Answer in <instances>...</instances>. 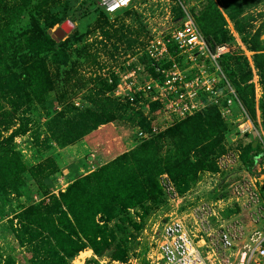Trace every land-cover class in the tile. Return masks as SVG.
<instances>
[{
  "label": "trees",
  "instance_id": "trees-1",
  "mask_svg": "<svg viewBox=\"0 0 264 264\" xmlns=\"http://www.w3.org/2000/svg\"><path fill=\"white\" fill-rule=\"evenodd\" d=\"M50 1L53 0H0V99L9 104L13 112L21 113L17 126L13 129L5 127L6 131L10 129L8 134L3 136V130L0 131V191L4 189V167L9 165L14 152V138L30 130L32 117L29 113L35 109V103L42 102L44 94L54 88L57 75L50 71L49 63L58 69L69 60V38L57 42L49 32L55 25L62 23L66 14L59 15L52 11ZM262 1L224 0L221 7L216 0H204L199 11L188 10L211 52L218 45L231 47L230 52L217 58V63L226 83L233 88L237 100L254 123L257 122L258 111L259 123L264 131V40L261 38L264 29L262 25L252 29V14L247 12ZM181 3L186 5L183 0H176L174 5V27L180 26L184 16ZM131 8L132 5L123 10L129 14ZM99 9L98 19L107 24L105 18L110 14L101 7ZM234 33L250 56L240 51ZM102 34L109 37L105 28ZM76 35L77 31L74 30L71 37L75 38ZM80 37L79 34L76 40ZM169 50L180 60L174 44H169ZM170 64L166 61L160 66L168 67ZM149 69L155 74L152 67ZM254 76L260 88L257 99ZM118 79L113 73L108 78L95 77L104 92L113 91ZM225 79L221 85L225 84ZM135 96L137 101L139 93ZM114 99L115 102L103 104L100 110L93 106L85 107L84 112L78 113V119H72L73 129L89 132L99 125L122 122L120 119L125 117L122 112L127 111V106L133 105L128 100ZM220 104H226V97L220 99ZM148 106L149 112H156L162 104L154 101ZM72 107L78 109L74 104ZM138 107L142 108L141 105ZM233 107L238 108L236 101ZM2 109L3 103L0 102V117H7L9 113L1 112ZM234 128L236 124L233 126L222 116L219 105L207 102L205 107L192 115L174 120L164 131L152 135L149 129L150 135L141 137L135 147L75 178L58 195H52L50 202L42 207L43 216L39 211L40 204L26 206L17 214L19 225L11 228L13 238L20 245H25L45 234L48 241L46 264H72L74 258L86 248L100 256L112 250L113 246L111 258L127 261L128 252L122 247V242L115 243L114 230L108 226V222L118 213L126 218L129 209L139 207L147 211L149 208L143 206L144 202H150L152 207L160 205L165 197L159 184L161 173H166L177 192L183 195L201 171L218 172L216 158L231 147L225 146L224 142ZM167 136L173 138L168 145L165 142ZM243 136L249 139L244 144L242 141L238 144L239 164L252 173L255 157L264 148L257 137L250 138L248 133ZM263 161L264 156L260 162ZM223 182L222 179L218 182L208 199L227 198ZM261 195L264 200V187L261 188ZM227 208L224 217L238 212L236 204ZM130 223L138 228L133 220ZM32 225L37 227L31 230ZM0 264L16 263L13 259L5 258Z\"/></svg>",
  "mask_w": 264,
  "mask_h": 264
},
{
  "label": "rangeland",
  "instance_id": "rangeland-1",
  "mask_svg": "<svg viewBox=\"0 0 264 264\" xmlns=\"http://www.w3.org/2000/svg\"><path fill=\"white\" fill-rule=\"evenodd\" d=\"M98 1H50L52 11L59 15L65 13L64 20H71L74 24L73 29L61 39L69 38V60L58 69L49 63L50 71L57 75L54 88L44 94L42 102L35 103V109L29 113L32 117L30 130L14 138L11 162L4 167V189L0 191V262L10 258L16 264H46L48 241L45 234L25 245H20L13 238L11 228L19 225L17 214L29 204H40L39 211L43 216L42 207L50 202L52 195H58L75 178L135 147L142 137L141 131L156 127L170 116L162 107L156 112H149L141 107L127 106V111H120L125 116L120 119V123L99 125L89 132L73 129L72 119H78V113L84 112L85 107L93 106L100 110L103 104L110 105L115 102L114 98H119L113 91L101 90L95 77L108 78L111 73L118 76L133 68L149 38L155 33L166 34L175 26L173 11L176 0H134L129 14L126 10H121L106 15L107 24L98 19ZM183 1L189 10L194 11H199L204 2ZM216 1L223 7L224 0ZM247 12L252 14L250 27L255 29L262 25L264 29V0L255 9ZM60 24L55 25L52 32ZM229 26L231 28V24ZM103 28L108 30L109 37L102 34ZM74 30L77 31L75 38L71 37ZM79 34L81 37L76 40ZM235 37L240 51L250 56L237 34ZM261 38L264 40V31ZM259 92L260 88H257V93L260 94ZM0 102L3 103L1 112H8L10 115L0 117V131L3 130L5 136L10 132L5 127L13 129L17 126L21 113L13 112L12 107L1 99ZM73 104L77 110L72 107ZM241 115V110L233 107L232 113L226 117L233 126L236 124V129L232 130L224 142L225 146H231L229 149H239V142L244 144L249 139L237 132ZM163 126L161 131L167 128L166 125ZM172 140L170 136L165 137L167 145ZM248 175H259L256 165L252 173L239 163L220 174L201 171L196 181L181 195L184 196L181 204L176 205L177 200L172 201L165 195L160 205L152 207L150 202H144L143 206L149 208L147 211L139 207L129 209V216L126 218L118 213L108 222V226L114 230L115 243L122 242V247L128 252L127 261L111 258L113 246L112 250L100 256L86 248L74 258L72 264H156L163 220L182 215L188 206L208 199L211 190L215 189L221 179L224 180L228 194L231 182ZM227 209L221 212L222 216ZM236 214L225 218L229 219ZM132 220L138 228L130 223ZM35 227L37 226H30L31 230Z\"/></svg>",
  "mask_w": 264,
  "mask_h": 264
},
{
  "label": "built area",
  "instance_id": "built-area-1",
  "mask_svg": "<svg viewBox=\"0 0 264 264\" xmlns=\"http://www.w3.org/2000/svg\"><path fill=\"white\" fill-rule=\"evenodd\" d=\"M133 1L99 0L98 5L112 15L130 8ZM181 5L184 16L180 26L172 27L167 36L153 34L133 68L118 75L113 93L133 106L141 105L146 111L150 102L162 104V110L169 112L170 116L151 128V134L160 132L163 125L168 127L174 120L192 115L205 107L207 102L219 105L222 116L227 117L236 101L237 110H241L242 114L238 131L242 135H256L264 148V132L258 111L257 122L254 123L237 100L233 88L226 83L217 63V58L230 52L231 47L218 45L211 52L193 15L186 5ZM169 44H174L180 60L171 54ZM166 61L171 64L161 67L160 64ZM149 67L154 69L155 74L150 72ZM223 78L225 84L221 85ZM253 82L257 99L260 94L257 93L256 76ZM136 93H139L137 101ZM223 97H226L225 105L220 104ZM140 135L148 137L150 134L141 131ZM239 155L238 149H227L217 156L218 174L237 165ZM263 156L264 151L255 157L259 175H248L231 182L227 198L202 199L196 205L188 206L182 215L163 220L156 264H264V200L261 195L264 161L260 162ZM159 184L168 199L177 200L176 205L182 203L184 196L177 192L166 173L159 176ZM233 204L238 207L239 214L226 219L221 212Z\"/></svg>",
  "mask_w": 264,
  "mask_h": 264
},
{
  "label": "water",
  "instance_id": "water-1",
  "mask_svg": "<svg viewBox=\"0 0 264 264\" xmlns=\"http://www.w3.org/2000/svg\"><path fill=\"white\" fill-rule=\"evenodd\" d=\"M74 24L71 20H64L59 27H57L53 32L50 30L51 36L57 42L64 38L70 30H72ZM71 28V29H70Z\"/></svg>",
  "mask_w": 264,
  "mask_h": 264
},
{
  "label": "crops",
  "instance_id": "crops-1",
  "mask_svg": "<svg viewBox=\"0 0 264 264\" xmlns=\"http://www.w3.org/2000/svg\"><path fill=\"white\" fill-rule=\"evenodd\" d=\"M234 35H236V33H234Z\"/></svg>",
  "mask_w": 264,
  "mask_h": 264
}]
</instances>
